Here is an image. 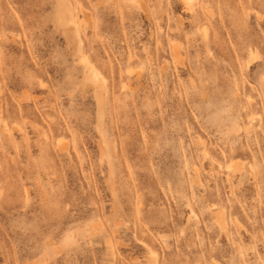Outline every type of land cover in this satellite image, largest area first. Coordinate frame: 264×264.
Masks as SVG:
<instances>
[{"label": "rangeland", "instance_id": "rangeland-1", "mask_svg": "<svg viewBox=\"0 0 264 264\" xmlns=\"http://www.w3.org/2000/svg\"><path fill=\"white\" fill-rule=\"evenodd\" d=\"M0 264H264V0H0Z\"/></svg>", "mask_w": 264, "mask_h": 264}, {"label": "bare ground", "instance_id": "bare-ground-1", "mask_svg": "<svg viewBox=\"0 0 264 264\" xmlns=\"http://www.w3.org/2000/svg\"><path fill=\"white\" fill-rule=\"evenodd\" d=\"M70 13V12H69ZM69 16V15H68ZM74 16L73 15H70V19L72 20V21H74V18H73ZM73 23V22H72ZM74 24V23H73ZM94 70V69H93ZM97 71V70H96ZM96 71H94V73H93V76L94 77H97V75H98V73L96 72ZM101 76V75H100ZM95 80V79H94Z\"/></svg>", "mask_w": 264, "mask_h": 264}]
</instances>
